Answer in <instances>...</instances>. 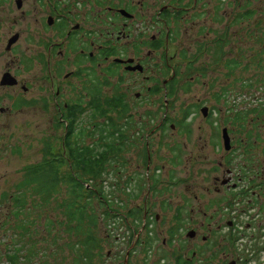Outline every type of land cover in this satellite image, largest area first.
I'll list each match as a JSON object with an SVG mask.
<instances>
[{"label": "flooded vegetation", "instance_id": "af4514ba", "mask_svg": "<svg viewBox=\"0 0 264 264\" xmlns=\"http://www.w3.org/2000/svg\"><path fill=\"white\" fill-rule=\"evenodd\" d=\"M12 4L20 18L29 16L34 25L30 52L46 55L47 76L43 81L48 80L50 84L48 90H43L49 93L43 101H50L55 111L57 132L62 125V136L66 138L69 126H78L76 132L82 147L92 146L100 154V129L108 123L107 117L110 118L112 128L105 133L113 135L110 138L115 147L111 156L113 170L117 178L131 185H147L146 197L155 193L152 184L161 185L158 180L161 169L153 171L150 165L159 143L175 139L183 143L181 147L174 144L169 148L173 156L167 163L175 170L170 172L171 178L168 171H162L166 184L175 193H171L174 204L169 200L167 207L160 209V215L166 217L164 236L168 240L161 241L163 250L156 261L159 264H264V137L244 130L248 138L254 135L248 139L252 142L244 146V141L240 140L234 145L227 132L230 150L226 151L222 129L219 135L222 144L217 147V151L221 147L224 150L222 160L215 164L210 162L207 167L204 163L207 156L202 154L207 149L205 144L203 147L197 144L200 157H196V161L192 156L183 159L180 150L186 148V140L195 132L186 126L190 116H182L183 122L173 125L162 114L156 128L150 129L148 113L132 114L135 104L146 107L148 99L142 91L130 93L132 84L128 81L133 75L140 76L142 84L145 83V86L141 84L142 90L146 93H173V74L163 79L162 89L158 84L148 86L151 76L147 74L164 73L148 62L152 63L156 55L164 58V52H169L168 46L175 43L178 48L173 51L177 52L178 60L181 52H211L212 49L214 53L222 52L221 38L213 28L212 10L222 8L220 23H226L225 10L229 7L243 9L245 18L246 14L253 13L246 12L247 9L261 7V0H12ZM190 36L194 39L199 36V42L190 41ZM19 40L20 32L14 33L7 42L4 40L2 51L12 52ZM5 73L17 83L0 87H17V78L9 71ZM20 88L23 93L27 91L24 85ZM0 113L4 114V109H0ZM125 120H131L132 128L126 127ZM197 142L202 143L201 135ZM242 146L247 149L239 155L243 163L238 168L233 160L234 147L241 149ZM129 151L127 163L123 154ZM200 170L204 171L198 175ZM206 171H210L209 183ZM163 190L165 194L169 189L164 187ZM135 201L129 202V209H134L130 205ZM133 206L142 216L152 213L146 201L142 206L137 202ZM130 249L135 261L142 255L145 263L148 262L150 253H142L151 249L146 241L136 240Z\"/></svg>", "mask_w": 264, "mask_h": 264}, {"label": "rangeland", "instance_id": "374dc122", "mask_svg": "<svg viewBox=\"0 0 264 264\" xmlns=\"http://www.w3.org/2000/svg\"><path fill=\"white\" fill-rule=\"evenodd\" d=\"M28 5L31 6L30 1ZM221 10L222 8L217 7L212 11H214L213 18L216 22L213 28L221 38L222 52L214 53L213 49L211 52H181L180 60H178L177 52L173 51L178 48L175 43L168 46L169 52H164L166 53L164 58L156 55L151 59L152 63L148 62L150 66L155 65L156 70L164 72L159 76L147 74L151 76L148 86L158 84L162 89L163 79L173 74L175 86L172 94H164L162 91L156 95L152 92L146 93L145 89L142 90V85L145 86V83L142 84L140 76L133 75L128 79L132 84L130 93L142 91L144 97L148 99L147 108L137 103L132 108V114L136 113L134 115L139 116L137 114L148 113L151 116L150 129L156 128L164 114L169 123L173 125L176 122H183L182 116H190L186 126L195 132L191 138L186 140L187 146L180 150V154L181 156L183 154V159H189V156H192L193 161H196V157H200L197 144L202 147L205 144L207 149L202 150V154L207 156L204 159V163L208 164L207 167L210 162L215 164L222 160L223 148L217 151V147L222 144L219 138L222 129L230 133L234 145H237L240 140L244 141V146L252 142L248 139L254 138V135L248 138L244 135V130H251L264 137V0H261L260 8L247 9L246 12L253 13L246 14L245 18L242 13L243 9L229 7L225 10V18L228 16L226 23H220L223 20ZM32 27L34 25H32L31 18L29 16L20 18L12 0H1L0 78L3 73L9 71L17 78L19 85L15 88L0 87V109H4V114L0 113V264H7L5 257L13 252L12 240L20 233L19 230H14V226L18 223L12 216L13 211L8 199L14 195V186L21 180L23 168L42 162L43 150L48 143L55 155H64L61 141L65 137L62 136L64 129L60 124L61 130L57 132L55 111L51 108L50 101L48 103L43 101V98L49 95L43 90H48L50 84L48 80L43 81L44 76H47L46 55L43 54L44 52H30ZM19 32L20 40L15 50L2 51L4 40L7 42L8 38ZM189 40L197 43L200 37L197 36L194 39L190 36ZM189 40L186 41L189 42ZM157 61H159L158 64H156ZM166 64L168 66H165ZM67 70L71 71L72 68ZM55 84L58 85L59 82ZM23 85L27 87L25 93L20 88ZM22 100L30 102V105L19 108L17 102ZM46 104H48L47 107H45ZM203 108L206 109L205 117L200 112ZM116 119L121 120V118ZM236 119L239 121L236 122ZM125 124L126 127L132 128L131 120L126 121ZM168 127L169 124L166 128ZM199 135H201L202 143L197 142ZM205 139L208 142H204ZM156 144L158 142L154 143ZM174 144H179L178 147L183 146V143L181 141L177 143L176 139L161 142L156 149V154L151 157V169L153 171L157 168L161 169L158 177L161 184L160 187L158 186L159 189L157 187L154 194L146 197L147 185H145L143 193L139 194V198L130 205L131 208L136 209L133 206L136 202L142 206L146 201L148 209L152 212L147 215L146 220L157 214L156 219H153L150 224L149 229L152 230L150 235L142 232L138 239L134 237L133 242L129 243L130 232L121 229L122 224L118 225V230L109 232L106 224L97 223L94 235L100 247L94 251L96 254L92 260L94 264H124L127 249L132 248L139 238L146 241V236L152 240L149 246L150 251L142 249L144 255L150 253L148 262L145 263L142 255H139L135 261L131 253L127 264H159L156 260L163 250L160 243L168 240L164 236V226L167 230L164 224L166 217L160 215V209L167 207L169 200L171 204H174V196L171 193H175V190L166 184V175L162 171L163 169L168 171L170 178V172L175 171L174 166L170 169L171 165L167 163L173 156L169 148L174 147ZM244 146L241 149L234 147L236 155L233 160L238 168L243 163L239 155L247 149ZM123 158L128 163L130 151L124 153ZM203 171L200 170L198 175ZM210 171H206L207 183H209ZM213 173L218 176L221 174L220 172ZM104 180L111 183L113 177L104 178ZM117 181L120 182V189H122L126 181L120 178H117ZM164 187L169 190L162 194ZM131 191L132 187H130ZM3 196H5V201H2ZM38 205L35 207L32 200H28V209H31L32 213L28 221L31 222L30 234L33 242L31 250L34 255L29 262L24 261L21 264H77V259L82 257V253L76 251L77 247L75 250H71V247L77 245L78 238L72 237L66 231L65 223H60L64 222L62 209L59 208L58 212L53 205L45 209H41ZM94 211L97 218L101 219L102 209L95 206ZM131 228L136 235L140 231V227L135 223H131ZM25 241L24 239L22 243ZM21 245L17 243L16 247ZM28 250V246H25L22 257L26 258Z\"/></svg>", "mask_w": 264, "mask_h": 264}, {"label": "trees", "instance_id": "16d2710c", "mask_svg": "<svg viewBox=\"0 0 264 264\" xmlns=\"http://www.w3.org/2000/svg\"><path fill=\"white\" fill-rule=\"evenodd\" d=\"M17 103L19 108L30 105V102L24 100ZM116 105L120 106V103L117 102ZM107 112L108 110L105 113ZM103 117H105L104 114ZM107 120L108 123L102 125L100 129L102 139L100 154L92 146L82 147L81 138L76 132L78 126L70 125L67 137H64V141L61 140L64 145V155H55L48 143L43 150L42 162L23 168L21 180L14 186V195L8 199L13 211L12 216L18 223L14 226V230H19L20 233L18 236L15 235L12 240L13 252H8L9 254L6 255L7 264L29 262L34 255L31 250L33 248L30 234L31 222L28 221L32 214L31 209H28V200L30 199L35 207L39 203L38 207L41 209L49 208L51 205L58 212L59 208L62 209L64 222L60 223H65L66 231L72 237L78 238L77 245L71 247V250H75L77 247L76 251L82 253V257L77 259V264H94L92 262L96 255L94 251L100 247L97 245L94 235L97 223L99 225L101 222L106 224L109 232L118 230V225L122 224L121 229L130 232L128 241H132L135 232L130 229L128 220L139 227L144 220L139 211L129 209L128 205L130 201L139 198L138 196L143 193L145 185H131L126 181L120 189V182L117 181L116 170H113L111 159L115 148L113 141L110 140L113 135L105 133L112 128L110 118L107 117ZM238 121L239 119H236V122ZM90 137L94 138V135ZM109 177H113L111 183L104 180ZM152 185L156 191L158 184ZM130 187H132V191L128 192ZM126 192L127 194H125ZM5 196L2 201H5ZM95 206L100 207L103 211L101 219L97 218L95 214ZM19 218H25V220L22 221ZM153 219L155 217L145 220V229L149 235L152 231L149 229V225ZM24 239L26 241L22 243ZM149 239L146 236L148 247L152 244V240ZM17 243L22 245L16 247ZM25 246H28L29 249L26 258L22 257Z\"/></svg>", "mask_w": 264, "mask_h": 264}, {"label": "water", "instance_id": "95a60500", "mask_svg": "<svg viewBox=\"0 0 264 264\" xmlns=\"http://www.w3.org/2000/svg\"><path fill=\"white\" fill-rule=\"evenodd\" d=\"M14 40L15 39L13 38L10 43H12ZM16 83H17L16 80L9 73L3 74L2 77H1V80H0V86H2V87H5V86L6 87H12V86H15ZM201 113H202L203 116H205L206 109L203 108L201 110ZM222 140H223V146L225 147V150L226 151L230 150V140H229V136L227 134V130L226 129H224L222 131ZM125 264H126V261H125Z\"/></svg>", "mask_w": 264, "mask_h": 264}]
</instances>
